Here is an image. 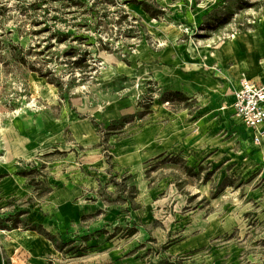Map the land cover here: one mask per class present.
<instances>
[{"label":"rangeland","instance_id":"374dc122","mask_svg":"<svg viewBox=\"0 0 264 264\" xmlns=\"http://www.w3.org/2000/svg\"><path fill=\"white\" fill-rule=\"evenodd\" d=\"M240 35L264 48V0H0V130L88 117L110 173L98 204L48 232L30 222V199L0 205L7 264H264V163L250 129L220 111L233 75L212 72L223 89L189 95L145 72L170 40L187 54ZM64 153L42 144L24 162ZM12 228L43 233L47 252L29 257Z\"/></svg>","mask_w":264,"mask_h":264},{"label":"crops","instance_id":"0c3cea01","mask_svg":"<svg viewBox=\"0 0 264 264\" xmlns=\"http://www.w3.org/2000/svg\"><path fill=\"white\" fill-rule=\"evenodd\" d=\"M170 41L162 51H159L160 55L155 57L159 58V61L147 65L145 72L150 78L160 84L162 89L178 90L193 95L203 93L205 90H219L222 87L220 84L222 82L219 78H214L212 72L232 74L234 79L232 78L224 87L227 99L220 105V111L234 121L242 123L233 115L232 108L225 105L232 102V90L239 86L241 78H238V75L243 70L248 71L249 75L246 77L249 79L254 81L264 79V57L260 59L264 54V48L261 47L263 43L260 44L259 39L240 35L239 39L225 41L216 51H212L196 42H189L186 45L188 50L186 54L184 45ZM258 45L260 49L255 48ZM231 46L233 48H230ZM258 64L262 71L257 67ZM133 70L131 68L130 73ZM33 84L38 82L35 81ZM46 90V94L49 95L52 89ZM45 107L52 112V106L47 104ZM58 116L56 123H44L45 126L42 127L44 129L36 122L30 127L24 118L22 127L17 131L16 147L10 149V152H6V157L0 159V205L6 209L9 203V205L11 202L15 203L14 200L21 199V202L25 203L30 199L32 204L29 205L34 209L30 215V222L41 226L47 232L52 230L59 220L81 218L87 210L89 200L98 204L101 201L98 195V177L106 180L110 175L107 163L101 158V147L108 138L104 139L103 133L88 117H78L77 114H71L70 117L67 114V118ZM244 126L250 129L252 139L260 135L259 142L253 140L257 146V156L264 163V125L258 130ZM110 141H113V136ZM42 144L48 145L49 148L53 146L55 150H65V153L63 156L56 154L36 159V165L30 166L25 163L24 160L32 161L35 158ZM120 144L127 147L132 143ZM2 149L7 151L6 147ZM80 154L82 162L78 165ZM87 162L90 164V171L84 170ZM43 164L45 169H50L46 174L39 171H42L40 167ZM30 168H36L38 172ZM68 171L72 174L70 176L74 177L72 180L68 179L70 184L64 181L67 180ZM57 179L60 180L59 185H56ZM87 184L88 188L85 187ZM91 195L94 196L93 199ZM1 211H3L1 214L5 213L4 210ZM6 232L9 233V237L23 243L26 248L22 247L21 250L31 258L40 259L47 252L49 240L34 228L23 230L12 228ZM1 237L3 236H0V264H7L8 249Z\"/></svg>","mask_w":264,"mask_h":264},{"label":"built area","instance_id":"2783aa9c","mask_svg":"<svg viewBox=\"0 0 264 264\" xmlns=\"http://www.w3.org/2000/svg\"><path fill=\"white\" fill-rule=\"evenodd\" d=\"M232 95V102L225 107H231L233 115L247 127L254 130L262 127L264 125V79L254 81L242 76L239 86L232 90ZM254 140L259 142L260 135H256ZM78 165L81 164L78 162ZM66 175L67 179L72 180L70 171L66 172Z\"/></svg>","mask_w":264,"mask_h":264},{"label":"bare ground","instance_id":"6f19581e","mask_svg":"<svg viewBox=\"0 0 264 264\" xmlns=\"http://www.w3.org/2000/svg\"><path fill=\"white\" fill-rule=\"evenodd\" d=\"M230 48H233V46H231ZM25 119L17 118L15 125H14L15 127H12V130H10L9 128L6 130L5 129L0 130V148L6 147L7 152H10V149H11L10 147L12 143L11 134H13L14 132L16 133L22 127V124L25 121ZM35 122L37 124H41V121L39 119H36ZM9 130L10 132H8ZM11 155H12V152H11ZM3 158H4L3 156H0V159H3Z\"/></svg>","mask_w":264,"mask_h":264},{"label":"trees","instance_id":"16d2710c","mask_svg":"<svg viewBox=\"0 0 264 264\" xmlns=\"http://www.w3.org/2000/svg\"><path fill=\"white\" fill-rule=\"evenodd\" d=\"M140 4H142L143 8H144L146 11H148V12H151V11H152V10H151V7H150L149 4H147V3H145V2H141ZM151 14H152L153 16H157V15H158V13H155L154 11H152Z\"/></svg>","mask_w":264,"mask_h":264}]
</instances>
